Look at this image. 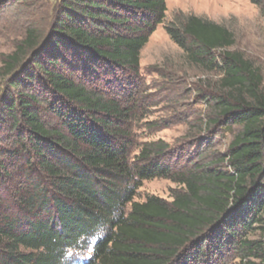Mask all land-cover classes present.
Segmentation results:
<instances>
[{"label": "trees", "instance_id": "1", "mask_svg": "<svg viewBox=\"0 0 264 264\" xmlns=\"http://www.w3.org/2000/svg\"><path fill=\"white\" fill-rule=\"evenodd\" d=\"M165 2L58 0L2 61L0 264H71L87 249L81 264H264V78L228 29L195 16L166 28L221 77L198 125L229 134L226 151L202 140L181 161L161 140L135 143L140 52ZM156 178L179 187L171 201L136 202Z\"/></svg>", "mask_w": 264, "mask_h": 264}, {"label": "rangeland", "instance_id": "2", "mask_svg": "<svg viewBox=\"0 0 264 264\" xmlns=\"http://www.w3.org/2000/svg\"><path fill=\"white\" fill-rule=\"evenodd\" d=\"M57 3L58 0H0V69L2 61L23 40L27 28L41 32L47 29ZM165 5L163 24L150 35L148 44L140 52V80L137 82L140 86L135 100L141 119L132 124L135 143L161 140L177 151L175 155L180 153L183 161L199 142L213 139L218 144L216 151L223 153L230 135L218 130L201 132L198 125L207 114L203 99L213 94L221 77L190 63L166 28L172 25L178 28L189 16L224 26L235 39V45L229 50L250 60L264 78V7H257L248 0H166ZM138 151L133 149L131 158ZM141 186L136 202L155 196L170 202L172 191L179 188L160 178L143 182ZM93 242L92 238L88 247ZM86 251L89 255L88 249ZM86 251H70L74 260L71 264H75V259L76 264L85 262ZM229 264L239 263L231 261Z\"/></svg>", "mask_w": 264, "mask_h": 264}]
</instances>
